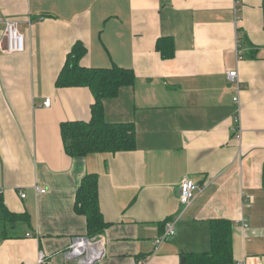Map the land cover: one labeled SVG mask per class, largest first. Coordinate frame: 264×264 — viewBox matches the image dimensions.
<instances>
[{
    "label": "crops",
    "instance_id": "0c3cea01",
    "mask_svg": "<svg viewBox=\"0 0 264 264\" xmlns=\"http://www.w3.org/2000/svg\"><path fill=\"white\" fill-rule=\"evenodd\" d=\"M0 18L26 39L23 53L0 49V196L28 218L0 243V264H37L40 253L72 264L70 245L88 235L76 211L87 175L108 224L97 264H184L211 250L216 220L233 224L234 264H264V0L238 11L235 0H0ZM163 40L173 58L158 51ZM77 43L82 67L133 71L103 107L108 123L134 126V151L66 153L62 123L88 122L95 102L88 87L56 84ZM185 178L201 191L182 214Z\"/></svg>",
    "mask_w": 264,
    "mask_h": 264
},
{
    "label": "trees",
    "instance_id": "16d2710c",
    "mask_svg": "<svg viewBox=\"0 0 264 264\" xmlns=\"http://www.w3.org/2000/svg\"><path fill=\"white\" fill-rule=\"evenodd\" d=\"M168 40L159 41L157 49L163 59L173 58V50L164 49ZM86 48L77 43L69 54L66 64L58 77L57 86L88 87L95 98L92 116L88 122H65L61 133L65 151L70 157H84L92 153L131 152L136 149V133L132 124H110L105 120L103 101L114 98L124 86L132 85L135 78L132 70L112 67L111 69H90L80 62ZM264 185V174H263ZM76 211L86 216L89 238L102 234L108 224L99 208L98 178L87 175L78 191ZM26 215L9 212L0 196V243L18 236L20 225L26 224ZM233 224L228 220L211 222V250L204 253L185 254L184 264H234Z\"/></svg>",
    "mask_w": 264,
    "mask_h": 264
},
{
    "label": "built area",
    "instance_id": "2783aa9c",
    "mask_svg": "<svg viewBox=\"0 0 264 264\" xmlns=\"http://www.w3.org/2000/svg\"><path fill=\"white\" fill-rule=\"evenodd\" d=\"M241 5V0H235L236 11ZM0 49L3 53L12 55L20 54L26 51V39L20 32L18 23L14 20H3L0 18ZM238 73L236 71L228 74V80L231 83H237V91L240 90ZM234 102L239 104V97L234 98ZM51 100L48 99L44 102L45 107H50ZM238 121V119H237ZM241 139V134L237 136ZM38 193H45L46 190L40 187L35 188ZM200 186L190 178H185L180 184V204L182 207V214L192 205L197 195L200 192ZM21 198H25L26 194L21 192ZM179 219H175L166 224L165 231L162 235L155 238V254L158 253L160 247L175 236V226ZM105 255L104 240L100 237L89 238L79 237L73 240L67 253L66 259L72 264H97ZM46 256L40 253L37 264H45Z\"/></svg>",
    "mask_w": 264,
    "mask_h": 264
},
{
    "label": "water",
    "instance_id": "95a60500",
    "mask_svg": "<svg viewBox=\"0 0 264 264\" xmlns=\"http://www.w3.org/2000/svg\"><path fill=\"white\" fill-rule=\"evenodd\" d=\"M182 262H185V259H182Z\"/></svg>",
    "mask_w": 264,
    "mask_h": 264
}]
</instances>
